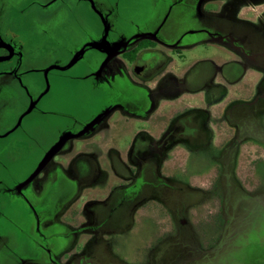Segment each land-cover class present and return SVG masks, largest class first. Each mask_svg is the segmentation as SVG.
Here are the masks:
<instances>
[{"label": "flooded vegetation", "instance_id": "flooded-vegetation-1", "mask_svg": "<svg viewBox=\"0 0 264 264\" xmlns=\"http://www.w3.org/2000/svg\"><path fill=\"white\" fill-rule=\"evenodd\" d=\"M75 5L0 0V200L5 191L28 199L41 173L75 143L92 153L77 151L69 170L57 166L43 212L59 215L66 196L94 176L99 147L135 143L143 161L176 167L201 158L202 149L220 158L240 142L241 127L254 124L239 111L264 99V0ZM34 6L44 10L42 23L30 15ZM79 7L94 24L77 15ZM67 13L74 17L68 30ZM113 160L119 164L111 153ZM1 248L11 252L9 243Z\"/></svg>", "mask_w": 264, "mask_h": 264}, {"label": "rangeland", "instance_id": "rangeland-1", "mask_svg": "<svg viewBox=\"0 0 264 264\" xmlns=\"http://www.w3.org/2000/svg\"><path fill=\"white\" fill-rule=\"evenodd\" d=\"M65 1L76 8V0ZM76 11L94 24L83 8ZM30 13L43 22L44 10L34 6ZM66 15L68 30L74 17ZM239 113L254 124L241 127L240 142L228 144L220 158L216 149H202L201 158L173 167L143 161L135 143L99 147L96 173L77 195L66 196L65 203L71 201L54 216L40 204L57 166L69 170L77 151L92 153L83 144L69 146L27 196L37 212L21 195H1L0 264H264V99ZM125 182L129 188L112 194ZM5 242L11 252L2 254Z\"/></svg>", "mask_w": 264, "mask_h": 264}]
</instances>
